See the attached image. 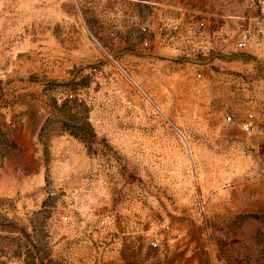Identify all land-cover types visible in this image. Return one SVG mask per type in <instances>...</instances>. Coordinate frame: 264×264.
Returning <instances> with one entry per match:
<instances>
[{
	"label": "rangeland",
	"instance_id": "rangeland-1",
	"mask_svg": "<svg viewBox=\"0 0 264 264\" xmlns=\"http://www.w3.org/2000/svg\"><path fill=\"white\" fill-rule=\"evenodd\" d=\"M0 264H264V0H0Z\"/></svg>",
	"mask_w": 264,
	"mask_h": 264
},
{
	"label": "built area",
	"instance_id": "built-area-1",
	"mask_svg": "<svg viewBox=\"0 0 264 264\" xmlns=\"http://www.w3.org/2000/svg\"><path fill=\"white\" fill-rule=\"evenodd\" d=\"M252 118V115L249 114L247 121L242 124V128L244 131H250L252 129ZM227 120H230L229 116H227ZM152 245L156 246V243L153 242Z\"/></svg>",
	"mask_w": 264,
	"mask_h": 264
}]
</instances>
